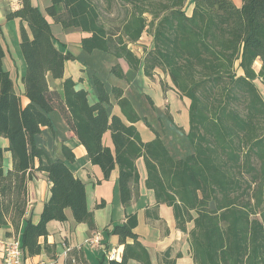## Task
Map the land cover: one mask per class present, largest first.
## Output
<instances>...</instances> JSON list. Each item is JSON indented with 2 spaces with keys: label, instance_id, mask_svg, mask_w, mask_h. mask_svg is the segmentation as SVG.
Masks as SVG:
<instances>
[{
  "label": "trees",
  "instance_id": "obj_1",
  "mask_svg": "<svg viewBox=\"0 0 264 264\" xmlns=\"http://www.w3.org/2000/svg\"><path fill=\"white\" fill-rule=\"evenodd\" d=\"M19 3V8L6 10V17L21 21L28 102L23 104L3 66L0 41V136L8 140L6 147L0 145V228L21 229L24 258L55 252L40 239L49 234L51 221L67 220V209L78 223L96 228L86 183L70 167L76 159L73 146L65 140L61 155L51 159L38 142L44 127L56 133L52 113L57 112L92 164L100 166L103 179L118 169L125 207L139 196L136 161L143 158L145 185L155 196L146 217L159 219V206L171 207L176 228L187 234L194 264H264V96L257 84L264 88V0H242L241 6L232 0H51L47 7V16L65 31L86 34L81 39L85 52L99 50L124 59L132 71L143 70L151 79L160 70L162 89L190 101L189 129L182 130L193 149L181 158L172 155L122 87L109 89L93 74L97 100L90 101L88 90L65 75L66 61L76 57L56 40L48 17L32 0ZM145 33L152 43L143 45L139 56L131 45ZM111 71L127 79L119 63ZM49 76L63 79L61 91L49 86ZM111 94L119 112L110 111ZM141 121L155 133L153 139L142 138ZM108 131L113 148L103 142ZM40 172L51 183L50 197L35 223L26 217L28 182ZM138 223V214L128 213L122 223L104 228L103 234L118 236L123 251L120 260L104 256L99 264H152L136 232ZM69 255L77 264H87L80 248ZM181 256L170 246L161 252L160 264H178Z\"/></svg>",
  "mask_w": 264,
  "mask_h": 264
},
{
  "label": "crops",
  "instance_id": "obj_2",
  "mask_svg": "<svg viewBox=\"0 0 264 264\" xmlns=\"http://www.w3.org/2000/svg\"><path fill=\"white\" fill-rule=\"evenodd\" d=\"M44 15L47 16L46 9L51 4V0H32ZM237 6H241L242 0H232ZM19 0H0V41L4 47L5 55L3 59L4 68L10 72V76L14 82L16 92L21 96L22 102L25 105L28 100L24 96L25 86L22 81V76L25 71V60L20 49V28L21 21L19 18L8 19L6 17V10L8 8H19ZM51 22V29L56 40L64 44L65 49L72 52L76 59L69 60L65 63V75L72 76L77 82L78 88H85L89 92L90 101L97 100L96 89L92 85V75H98L104 82L107 88L117 85L123 88L124 94L130 96L129 93L140 92L141 94L149 95L153 100L155 110H162L165 103H168L172 97L173 89L164 91L160 84V80L164 79V74L157 70L154 78H149L144 75L143 70L134 72L130 69L124 59H118L111 54H99V50L91 53L85 52L81 46V39L85 33L80 31H65L60 24L55 23L49 16ZM24 26L28 28L27 24ZM146 39V40H145ZM152 37L143 34L141 39L131 45L135 51V47L140 53L135 51L139 56L144 55L143 45L151 46ZM101 55L102 63L95 65H88L86 59L98 57ZM119 63L127 79L119 78L114 75L111 68L114 64ZM258 71L261 67V62L257 60L254 64ZM157 78V80H156ZM167 80V79H166ZM49 86L52 89L61 91L63 79H54L48 77ZM138 84V85H137ZM130 98V97H129ZM131 99V98H130ZM186 106L184 111H181L178 106H175V111L171 106V115L176 125L188 131L187 112L190 101L184 98ZM132 100V99H131ZM111 101L113 105L110 107L111 113L119 112L116 105V100L111 94ZM183 112V114H179ZM52 118L56 126V133L49 128L44 127L42 133L38 135V142L47 150L49 157L55 159L61 155V145L63 142L69 143L74 148L76 159L70 163L74 174L80 177L86 183L87 205L90 211H93L95 218V229H90L87 223H78L70 209L66 210L67 220L65 222L51 221L48 224L49 234L46 238H41L40 241H46L49 245H53L54 253L48 254L42 251L40 254L34 256H25L24 260L27 264H40V262H49L55 260V264H65V248L67 246L72 248H80L83 257L87 264H99V261L111 251H118L121 254L123 247L119 245V238L117 235L103 234L104 228H111L114 223H122L125 220L126 214H138V226L136 232L140 236L141 242L148 248L152 264H160V254L168 247H173V253L182 252V256L177 259L178 264H194L191 258L189 244L187 242V234L176 228L173 210L167 205H160L158 209L159 219L147 218L145 210L155 204V196L152 190L145 185L146 181V167L143 158H139L136 163L140 174L139 182V196L133 200L131 205L125 207L120 199L119 185H118V169H114L109 179H103V172L100 166L92 164L86 148L79 143L78 139L67 131V125L62 117L57 113H52ZM142 129L148 131L147 125ZM140 124V122L138 123ZM141 132V130H140ZM143 133H141L142 135ZM105 145L113 148L110 132H106L103 137ZM0 145L6 147L8 140L0 136ZM10 153H6L5 167L9 168ZM51 183L48 180L46 173L40 172L32 180L28 182V208L26 217H31L33 222H38L42 213L45 202L50 197ZM102 204L98 207V205ZM7 232H11L8 235ZM95 232H101L102 243L101 247L93 246L88 243V239L92 237ZM21 229L15 233L11 225L0 228V240H7L10 238H18L20 240ZM119 259V260H120ZM0 264H4V253L0 249ZM104 264H108L106 261ZM128 264H140L136 260H130Z\"/></svg>",
  "mask_w": 264,
  "mask_h": 264
},
{
  "label": "rangeland",
  "instance_id": "obj_3",
  "mask_svg": "<svg viewBox=\"0 0 264 264\" xmlns=\"http://www.w3.org/2000/svg\"><path fill=\"white\" fill-rule=\"evenodd\" d=\"M146 40V39H145ZM135 51L139 52L141 51V49L139 50L137 47H135ZM99 54H106L103 51H98ZM87 64L90 65H95L97 63L101 64L102 63V58L101 55H98V57H94L86 59ZM157 80V78H156ZM257 84L264 96V88L261 85V83L259 81H257ZM138 85V84H137ZM130 94V98L132 99L133 104L135 105L137 111L139 112V114L141 116H146L147 120L153 125L154 128H156L157 130H159L162 139L165 141V143L167 144V146L169 147L172 155L176 158H181V157H185L187 156L190 152H192V145L189 141V139L187 138V136L185 134H183V130L182 127L180 128V126L176 125L172 119V117H169L171 114V106L173 108V111H175V106H178L179 109L181 111H184L185 106H186V101L183 98H180L178 93L173 90L171 92V99L168 103H165V105L163 106V109L161 110H155L154 108H152L151 104L149 103L146 95L147 94H141L140 92H132L129 93ZM179 114H183V112L179 113ZM187 119H188V127H189V116H188V112H187ZM143 121L140 122V124H137V126L139 127V129L141 130L142 134V138L147 141L150 139H153L155 137V133L152 131L151 128H149L148 126H146L148 129V131L142 129L143 126H145L143 123Z\"/></svg>",
  "mask_w": 264,
  "mask_h": 264
},
{
  "label": "built area",
  "instance_id": "obj_4",
  "mask_svg": "<svg viewBox=\"0 0 264 264\" xmlns=\"http://www.w3.org/2000/svg\"><path fill=\"white\" fill-rule=\"evenodd\" d=\"M88 243L101 247L103 245L102 243V233L101 232H95V234L90 237L88 240ZM0 249L4 253V264H27L24 260V255L21 249V242L18 238H10L7 240H0ZM72 247L67 246L65 248V258L70 260L71 264H77V260L74 256H70L69 253L72 250ZM109 259H120V254L118 251H111L108 253ZM55 260L52 259L49 262H40V264H55Z\"/></svg>",
  "mask_w": 264,
  "mask_h": 264
}]
</instances>
